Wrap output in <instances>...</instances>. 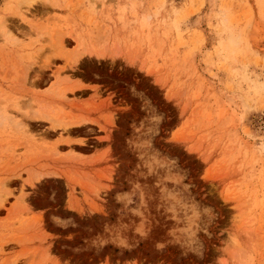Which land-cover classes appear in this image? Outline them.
Segmentation results:
<instances>
[{
    "label": "rangeland",
    "instance_id": "1",
    "mask_svg": "<svg viewBox=\"0 0 264 264\" xmlns=\"http://www.w3.org/2000/svg\"><path fill=\"white\" fill-rule=\"evenodd\" d=\"M0 264H264V0H0Z\"/></svg>",
    "mask_w": 264,
    "mask_h": 264
},
{
    "label": "bare ground",
    "instance_id": "2",
    "mask_svg": "<svg viewBox=\"0 0 264 264\" xmlns=\"http://www.w3.org/2000/svg\"><path fill=\"white\" fill-rule=\"evenodd\" d=\"M31 2H32V1H31ZM25 14H26V13H25ZM229 43H230V46H232V45L234 44V40H233L232 38H229ZM84 52H85V51H81L80 53H78V54H77V57H78V56H82V54H84ZM75 56H76V55L73 56L74 59H77V58H75ZM69 59H70V58H69ZM71 59H72V58H71ZM72 63H74V62H72ZM63 94H65V93H63ZM63 94H62V95H63ZM63 96H64V95H63Z\"/></svg>",
    "mask_w": 264,
    "mask_h": 264
},
{
    "label": "crops",
    "instance_id": "3",
    "mask_svg": "<svg viewBox=\"0 0 264 264\" xmlns=\"http://www.w3.org/2000/svg\"><path fill=\"white\" fill-rule=\"evenodd\" d=\"M87 126H95V124H89V125H87ZM87 126H86V127H87ZM77 129H80V128H77ZM77 129H73V130H71V131L74 132V131H76ZM73 146H74V144H73ZM75 146L78 147L79 145H76V144H75ZM83 147H84V146H81V145H80L78 148H79V149H84Z\"/></svg>",
    "mask_w": 264,
    "mask_h": 264
}]
</instances>
